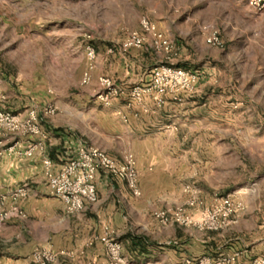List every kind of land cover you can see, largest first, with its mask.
Listing matches in <instances>:
<instances>
[{
	"label": "rangeland",
	"instance_id": "obj_1",
	"mask_svg": "<svg viewBox=\"0 0 264 264\" xmlns=\"http://www.w3.org/2000/svg\"><path fill=\"white\" fill-rule=\"evenodd\" d=\"M155 1L0 0V110L23 118L31 109L55 108L57 113L60 104L79 114L86 105L99 110L102 104L94 98L95 84L81 82L87 67L85 43L95 47L96 56L110 48L114 52L109 54L123 53L119 44L141 28V19L168 24L170 37L182 41L186 53L167 59L150 47L144 33L152 56L207 71L202 93L181 99L195 108L190 107L179 121L178 129L186 135L180 147L186 150L191 169L222 180L217 187L187 181L189 190L182 189L186 202L180 205L197 215L231 195L243 202L250 223L256 224L253 227L264 229V12L252 9L247 0H174L172 5ZM205 24L216 26L224 40V47L215 48L213 54L207 53L202 40L200 27ZM39 117L46 134L43 123L50 116L39 113ZM95 124L97 117L92 120ZM234 144L236 171L231 178L224 160L229 155L226 149ZM218 168L224 170L222 174ZM140 179L145 182L144 176ZM197 206L198 211H193ZM168 240L172 246L177 243Z\"/></svg>",
	"mask_w": 264,
	"mask_h": 264
},
{
	"label": "crops",
	"instance_id": "obj_2",
	"mask_svg": "<svg viewBox=\"0 0 264 264\" xmlns=\"http://www.w3.org/2000/svg\"><path fill=\"white\" fill-rule=\"evenodd\" d=\"M155 2L160 4L161 0ZM163 3L172 5L174 0H163ZM153 23L173 45L178 43V52L172 55L186 53L182 41L174 39L173 34V38L170 37L168 24ZM202 40L204 42L203 35ZM205 45L208 54L215 53V47ZM152 53L149 49L98 53L86 84L94 83L95 90L101 75L111 76L122 86L141 84L149 79L151 66L161 61ZM204 85H198L196 94L202 93ZM71 104L76 106L74 102ZM59 107L60 111L43 123L46 139L32 134L0 135V149L16 142V147L24 150L37 143L31 156L5 151L0 156V195L20 184L28 187L27 195L15 201L26 216L8 219L0 225V264H39L30 260L31 252L37 247L64 250V255L50 264H93L95 260L106 259L108 237L120 243L129 264H184L188 258L202 255L215 258L222 253H236L237 263L249 264L264 255V229L261 225L253 227L256 224L250 223L245 207L234 223L219 231L162 225L153 216L155 210L186 202L187 195L182 189L189 190L185 185L187 181H198L208 187L221 186L217 182L222 180L217 176L191 169L186 150L180 147V140L186 135L179 131V121L190 107L195 108L192 102L166 96L164 102L158 104L148 97L140 104L127 107L124 100L115 99L107 106L101 105L97 111H91L87 105L81 107L82 114L74 113L71 106L65 109L60 104ZM96 117L97 124L92 125ZM80 142L104 149L117 160L132 155L136 162L138 192L133 193L124 181L100 171L95 178L97 200L78 213L67 214L60 199L47 188L42 161L45 156L51 157L55 168ZM235 149V144L230 145L226 149L229 155L224 160L227 176L230 173L231 178L236 171ZM169 155L170 160L163 159ZM243 162L237 160V164ZM218 171L222 174L224 170L218 168ZM143 176L145 182L140 179ZM230 182L234 186L233 179ZM12 202L7 197L4 203ZM198 209L199 206L192 210L197 212ZM168 239L175 240L176 245H159Z\"/></svg>",
	"mask_w": 264,
	"mask_h": 264
},
{
	"label": "built area",
	"instance_id": "obj_3",
	"mask_svg": "<svg viewBox=\"0 0 264 264\" xmlns=\"http://www.w3.org/2000/svg\"><path fill=\"white\" fill-rule=\"evenodd\" d=\"M248 5L257 12H264V0H247ZM140 29L131 31L122 43L119 44L120 52L130 49H147V33L149 45L165 55L168 59L172 55L173 45L171 40L153 22L143 18L140 20ZM204 42L215 48H223L224 40L219 29L214 25L205 24L200 27ZM117 49V47H115ZM85 58L87 67L83 74L82 83L90 79V70L95 66V47L85 43ZM110 48L109 52H114ZM207 71L204 69H187L164 60L150 70L147 81L132 86H122L108 75H101L97 79V90L94 98L100 104L107 106L113 100H124L127 107L142 103L146 98L152 97L158 104H162L166 96L180 101L183 96H191L196 93L198 85L206 78ZM55 108L44 109L41 112L31 109L26 117H20L10 111L0 110V135L2 134H32L40 139H46L42 130L40 114L52 116ZM37 143L29 145L24 150L16 147V142L6 145L0 149L7 154L14 153L17 156H31ZM43 174L49 192L60 199L64 211L67 214H75L86 208L87 205L97 200L95 178L100 171L108 176L124 181L126 185L137 193V171L136 162L132 155H124L121 160L112 157L104 149L97 146L87 145L83 142L76 144L71 153L57 167H53L51 157L43 158ZM28 187L20 184L10 188L0 195V225L11 218H24L25 211L15 201L27 195ZM9 197L13 202L5 205V199ZM244 209V204L231 195H225L215 200L212 204L204 207L197 215L189 212L183 205H172L153 212L154 218L162 225L178 224L194 227L198 230L218 231L222 230L236 221L239 211ZM170 240L159 243L160 246L171 245ZM106 259L96 260L93 264H128L125 259L120 243L108 237L105 241ZM63 249H52L50 247H37L30 254V260L39 264H50L57 261L58 257L64 255ZM237 255L220 254L215 258L207 256L195 259H186V264H239ZM249 264H264V255L252 260Z\"/></svg>",
	"mask_w": 264,
	"mask_h": 264
}]
</instances>
